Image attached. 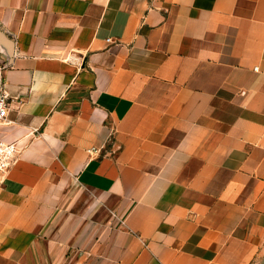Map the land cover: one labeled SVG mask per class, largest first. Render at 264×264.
Listing matches in <instances>:
<instances>
[{
  "label": "crops",
  "instance_id": "1",
  "mask_svg": "<svg viewBox=\"0 0 264 264\" xmlns=\"http://www.w3.org/2000/svg\"><path fill=\"white\" fill-rule=\"evenodd\" d=\"M0 264H264V0H0Z\"/></svg>",
  "mask_w": 264,
  "mask_h": 264
},
{
  "label": "built area",
  "instance_id": "2",
  "mask_svg": "<svg viewBox=\"0 0 264 264\" xmlns=\"http://www.w3.org/2000/svg\"><path fill=\"white\" fill-rule=\"evenodd\" d=\"M14 98L10 92L0 88V124L6 121L8 111ZM17 147L14 143H7L0 139V170H5L12 165L16 155Z\"/></svg>",
  "mask_w": 264,
  "mask_h": 264
}]
</instances>
